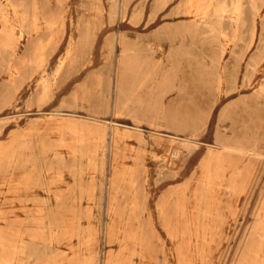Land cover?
Here are the masks:
<instances>
[{"label":"rangeland","instance_id":"1","mask_svg":"<svg viewBox=\"0 0 264 264\" xmlns=\"http://www.w3.org/2000/svg\"><path fill=\"white\" fill-rule=\"evenodd\" d=\"M105 7L0 0V116L63 112L0 120V264H254L264 158L190 139L264 151V0Z\"/></svg>","mask_w":264,"mask_h":264},{"label":"bare ground","instance_id":"2","mask_svg":"<svg viewBox=\"0 0 264 264\" xmlns=\"http://www.w3.org/2000/svg\"><path fill=\"white\" fill-rule=\"evenodd\" d=\"M105 1H106V7L104 9L105 13H107V14L111 13L113 8H114V6L116 5V0H105ZM242 8H243V10H242ZM242 8H241V10H242V13H243L244 12V3L242 5ZM126 15H127V12L125 13V17H126ZM122 72H123V69H122ZM49 113H63V112L46 111V110L14 111V112H9V113H6V114L0 116V120H4V119H6V120H15L17 118L21 119L22 117H29L30 115H41L42 116V115H46V114H49ZM64 113H66V112H64ZM68 114H71V115H74V116H79V117L82 118L83 121H88V122H92V121H89L88 118L94 119V120H96V121H94V123L99 124L98 126H101V128H104V127L107 128L108 124L110 126L113 125L115 127H119L121 125L119 122H117L116 120H113V119L89 116L88 114H78V113H70V112H68ZM97 121H101V122L99 123ZM134 126H135L134 128L142 130V132L146 131L150 135L156 136V134L160 133L159 131H157L155 129H151V128L145 129L144 127H140V126H136V125H134ZM181 138L185 139L183 137H181ZM190 142L191 143H195V144H200V145H206V146H209V147H215V148H218V149H221V150H225V151H229V152L244 153V154L252 155V156H255V157H258V158H264V151H260L257 148L248 149L247 147H244V146H241V145L231 146V145H227V144H223V143L214 144L212 142H208V141H205V140H198V139H194V138H192V140L190 139ZM187 150H188V147H187V144L185 143V141L184 142H175V144H173V146H172V149L168 150L167 157L165 159L166 164H169V162H173L174 165H178L184 159V155H185ZM254 264H264V253L262 254L261 257H259V259H257L255 261Z\"/></svg>","mask_w":264,"mask_h":264}]
</instances>
